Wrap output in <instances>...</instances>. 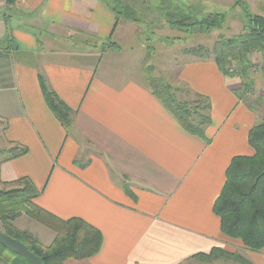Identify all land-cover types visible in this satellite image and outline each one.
Returning a JSON list of instances; mask_svg holds the SVG:
<instances>
[{"label":"crops","instance_id":"1","mask_svg":"<svg viewBox=\"0 0 264 264\" xmlns=\"http://www.w3.org/2000/svg\"><path fill=\"white\" fill-rule=\"evenodd\" d=\"M141 1L0 0V149L27 148L9 161L0 155V187L27 178L37 207L101 233L95 255L66 264H195L215 248L264 264V249L225 237L213 213L231 160L253 155L248 134L264 116L263 97L239 98L242 79L212 59L174 65L169 84L211 106L209 143L187 134L149 91L135 62L143 47L123 49L138 24L117 11L137 14ZM254 1L262 3L253 15L264 18V0ZM149 10H139L144 19ZM108 41L118 48L103 49ZM41 79L69 109L68 131L47 107ZM13 226L44 246L55 237L24 215Z\"/></svg>","mask_w":264,"mask_h":264},{"label":"trees","instance_id":"2","mask_svg":"<svg viewBox=\"0 0 264 264\" xmlns=\"http://www.w3.org/2000/svg\"><path fill=\"white\" fill-rule=\"evenodd\" d=\"M14 1L7 0V3L11 4ZM119 8L117 16L122 15L126 20L138 22L135 12L129 6L121 5ZM167 22L170 27L178 30L191 29L196 32L197 29L200 34H209L222 29L224 15H208L199 21L185 15L168 16ZM106 48L118 47L108 41ZM253 53H258L264 61V18L250 14L247 15L243 33L228 38L219 37L211 49L198 45L183 51L185 56L193 59H212L226 77L241 78L243 84L239 98L251 92L252 82L248 80V75L253 68L250 62ZM233 65L235 72L231 73ZM152 72V67H147L144 72L151 94L161 102L187 134L208 144L204 128L211 123L209 100L204 96L191 94L184 87H172L164 80L153 77ZM40 88L47 107L65 131H68L71 126L69 109L49 90L42 79ZM179 95L184 99L179 100ZM260 102L264 104V101ZM248 144L253 155L235 157L231 160L225 173V183L213 205V213L219 218L220 230L225 237L239 240L251 252H259L264 249V116L250 130ZM26 153L27 148L17 144L12 145L7 151L0 149V155H5L4 162L24 156ZM1 186L6 188L0 189L1 231L10 238L22 242L43 261V264L82 261L99 251L102 243L101 233L81 219L59 220L37 207L34 200L39 193L27 178L1 183ZM22 215L40 223L55 234L49 246L40 244L32 234L13 226L15 220ZM195 258L207 263L222 259L236 264H252L238 253H229L219 248L213 249L208 255H196ZM0 262L31 264L1 245Z\"/></svg>","mask_w":264,"mask_h":264},{"label":"rangeland","instance_id":"3","mask_svg":"<svg viewBox=\"0 0 264 264\" xmlns=\"http://www.w3.org/2000/svg\"><path fill=\"white\" fill-rule=\"evenodd\" d=\"M261 3L259 4L254 0H142V6L139 7V10L141 8H149L150 10L146 19L142 17L145 14L138 10L136 14L138 20L136 22L138 24L137 32L131 43L127 41L123 44V49L134 48L135 51H140V47H143L145 57H143L141 63L139 59L135 61L136 64L139 63L143 75L146 77L144 72H146L147 67H152L153 72L151 75L169 84L172 73L176 70L173 68L191 58L183 54L184 50L198 45L211 49L219 37L228 38L243 33L246 25L244 20L247 21L248 15L246 11L250 15L255 14L256 11H259ZM241 4L245 9L240 6ZM182 15L197 21L208 15H224V25L221 30H216L209 34H200L197 29L195 32V30L191 29L186 31V29L178 30L170 27L167 17H180ZM106 47L107 43L103 44V49H109ZM104 57L102 63H116L114 60L117 58ZM131 59L133 61V58ZM125 61L131 60L123 59V62ZM250 62L253 68L249 71L248 80L253 83L258 82L262 77L264 78V61L258 53H253L250 56ZM261 81L263 83L258 85L255 83V89L251 88L250 90V94L255 96L256 99H262L261 97H263L260 93L264 91V80ZM182 99L184 97L179 95V100ZM1 188L6 189L2 186ZM215 262L213 260L210 263H205L197 260L195 264H236L222 259H219L217 263ZM0 263L5 264L3 262Z\"/></svg>","mask_w":264,"mask_h":264},{"label":"water","instance_id":"4","mask_svg":"<svg viewBox=\"0 0 264 264\" xmlns=\"http://www.w3.org/2000/svg\"><path fill=\"white\" fill-rule=\"evenodd\" d=\"M0 245L10 253L21 257L31 264H43V261L33 254L29 249L20 241L14 240L4 234L0 229Z\"/></svg>","mask_w":264,"mask_h":264},{"label":"built area","instance_id":"5","mask_svg":"<svg viewBox=\"0 0 264 264\" xmlns=\"http://www.w3.org/2000/svg\"><path fill=\"white\" fill-rule=\"evenodd\" d=\"M230 72H231V73H232V72H235V67H234V65L231 67Z\"/></svg>","mask_w":264,"mask_h":264}]
</instances>
